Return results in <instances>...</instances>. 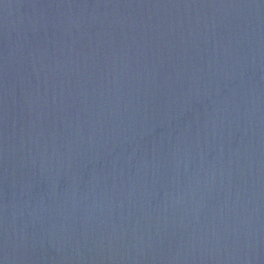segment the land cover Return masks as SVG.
<instances>
[{"label":"water","instance_id":"95a60500","mask_svg":"<svg viewBox=\"0 0 264 264\" xmlns=\"http://www.w3.org/2000/svg\"><path fill=\"white\" fill-rule=\"evenodd\" d=\"M0 264H264V0H0Z\"/></svg>","mask_w":264,"mask_h":264}]
</instances>
